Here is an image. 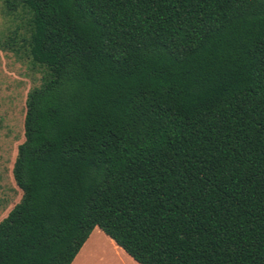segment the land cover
Returning <instances> with one entry per match:
<instances>
[{"label":"trees","instance_id":"obj_1","mask_svg":"<svg viewBox=\"0 0 264 264\" xmlns=\"http://www.w3.org/2000/svg\"><path fill=\"white\" fill-rule=\"evenodd\" d=\"M42 71L0 264H264V0H2Z\"/></svg>","mask_w":264,"mask_h":264},{"label":"rangeland","instance_id":"obj_2","mask_svg":"<svg viewBox=\"0 0 264 264\" xmlns=\"http://www.w3.org/2000/svg\"><path fill=\"white\" fill-rule=\"evenodd\" d=\"M16 28L25 33V19L7 14L0 0V44L11 33L10 30ZM21 43L18 40L16 47L20 49L17 53L0 47V220L22 195L12 170L18 146L24 140L26 99L28 93L41 83L42 78L40 66L32 63L25 48L19 47ZM91 235L89 245H95L96 250L79 264H121L109 237L99 227ZM132 261L134 260H128V263L140 264Z\"/></svg>","mask_w":264,"mask_h":264},{"label":"crops","instance_id":"obj_3","mask_svg":"<svg viewBox=\"0 0 264 264\" xmlns=\"http://www.w3.org/2000/svg\"><path fill=\"white\" fill-rule=\"evenodd\" d=\"M104 234H106V233L104 232ZM91 236H89V239H87V241L84 243V245L82 246L79 253L77 254V256L75 257V259L73 260V262L71 264H79V262H81V260L84 261L85 257H89L90 253H93L96 250L95 245H89ZM108 237H109L108 240H110V243L112 244L113 249L116 251L115 252L116 255L121 260V262H120L121 264H129L128 260H134V261H132L133 263L137 262L121 246H119L110 236H108ZM130 258H132V259H130ZM135 264H137V263H135Z\"/></svg>","mask_w":264,"mask_h":264}]
</instances>
